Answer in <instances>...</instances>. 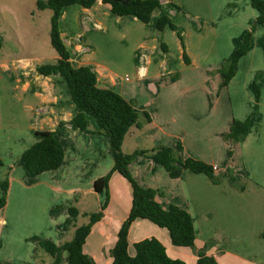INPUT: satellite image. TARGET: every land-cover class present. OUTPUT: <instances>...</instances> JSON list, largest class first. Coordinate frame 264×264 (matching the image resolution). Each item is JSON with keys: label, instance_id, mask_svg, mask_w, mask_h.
<instances>
[{"label": "crops", "instance_id": "crops-1", "mask_svg": "<svg viewBox=\"0 0 264 264\" xmlns=\"http://www.w3.org/2000/svg\"><path fill=\"white\" fill-rule=\"evenodd\" d=\"M37 2L0 0V198L9 181L0 207V264H52L39 243H64L66 234L85 224L80 222L89 218L85 213L102 209L106 193L96 191L94 183L114 166L109 136L97 121L87 116L88 131L72 123L78 109L67 80L38 70L60 56L51 42L53 11ZM163 14L177 30L157 28ZM258 15L250 0H161L145 23L135 15H117L111 4L97 0L90 8L67 6L60 17L73 65L90 66L100 87L115 90L152 117L130 128L125 152L181 143L183 158L217 166L219 183L191 169L172 178L143 154L130 170L140 184L162 191L157 199L165 207L177 204L191 213L197 248L211 242L208 253L218 264H264V77L259 101L254 90V80L264 72V25L256 24ZM248 31L251 46L222 87L219 69ZM250 116L246 135L229 139L233 121ZM37 130L56 131L65 149L58 169L36 174L22 160L38 141ZM130 136L132 151L125 148ZM139 138L147 145H138ZM108 192L104 216L84 245L96 264H112L111 250L133 203L132 186L117 171ZM74 202L80 211L76 220L69 211ZM91 205L94 211L87 209ZM149 237L158 238L171 257L196 264L194 249L173 245L169 231L148 219L133 222L129 252L134 255V244ZM60 264H68L66 250Z\"/></svg>", "mask_w": 264, "mask_h": 264}, {"label": "trees", "instance_id": "trees-1", "mask_svg": "<svg viewBox=\"0 0 264 264\" xmlns=\"http://www.w3.org/2000/svg\"><path fill=\"white\" fill-rule=\"evenodd\" d=\"M97 0H38L40 9H52L51 17V42L59 59L54 64H45L38 70L45 75L58 73L66 80L70 88V94L78 112L72 119V123L81 129H87V116L93 117L99 127L109 136L110 148L114 157V166L106 175L95 180V190L106 193V199L102 209L97 212L85 213L89 222L76 227L73 237L64 243H56L52 240H42L39 246L53 257L52 264H60L62 252H68V264H96L95 260L85 253L84 245L87 237L96 222L104 216V211L109 203L108 186L112 174L117 171L122 174L131 184L133 191V203L127 219L122 224L118 239L111 250L112 264H187L180 258L169 255L166 246L156 237L144 238L134 244L136 253L129 252V232L134 221L137 219H148L160 227L166 228L170 233L173 245L191 247L195 250L198 258L196 264H218L215 256L210 255L208 250L212 243H207L202 248L196 246V232L194 220L189 211L177 204L165 207L158 201V195L162 191L144 186L134 177L130 165L140 155H147L155 162L160 163L172 178L181 176L184 169L194 172L206 173L215 183H219L220 177L214 173L211 164L192 157L183 158L181 143L177 147L162 146L152 150H135L127 153L123 144L127 133L132 126L141 127L144 123L152 120L149 112H139L120 93L110 88L98 85V76L90 66H74L71 61V53L63 40L60 31V17L65 7L79 4L83 7H92ZM111 4V10L117 15H135L141 21L148 23L152 19L153 12L161 6V0H103ZM254 8L259 11L256 24L264 25V0H250ZM177 30V25L167 15L163 14L157 21V28L163 30L166 27ZM179 36H181L179 34ZM252 42V32L248 31L240 46L231 54L230 58L219 69L223 75L221 86H226L238 71L240 59L247 54ZM185 57L186 53L184 54ZM264 72L257 75L254 80V90L257 101H259L261 89L260 80ZM255 113V112H254ZM253 113V115H254ZM252 115V116H253ZM246 120L235 119L227 137L238 141L249 131L251 118ZM38 141L29 147L22 155L27 169L32 173H43L58 169L64 161L65 149L56 136V131L37 130L35 132ZM1 163V162H0ZM234 182L236 178L233 176ZM3 194L0 198V207L7 201L9 181L2 184ZM69 211L74 220L80 214L76 206H71Z\"/></svg>", "mask_w": 264, "mask_h": 264}, {"label": "rangeland", "instance_id": "rangeland-1", "mask_svg": "<svg viewBox=\"0 0 264 264\" xmlns=\"http://www.w3.org/2000/svg\"><path fill=\"white\" fill-rule=\"evenodd\" d=\"M145 139V138H144ZM144 139H141V138H139V143L140 144H138V145H147V143L144 141ZM146 140V139H145ZM133 139H132V137L130 136L129 137V139H128V141H127V145H126V149H128V150H130V151H132L131 149H133L132 147H134L133 146ZM134 152V151H133ZM230 155H231V151H230ZM109 194H110V192H109ZM106 198V197H105ZM72 206H76L77 207V205L75 204V202L72 204ZM71 207V206H70ZM88 210H91V211H94L93 209H94V205H91V206H89L88 208H87ZM88 221H89V218H85V219H83V218H80V222L81 223H88ZM70 235L72 236L73 234H72V231H71V233L69 232L68 234H66V236H64V241H67V240H69L70 238ZM42 251H44L45 253H46V251L44 250V249H41ZM48 254V256H49V258H52V256L49 254V253H47Z\"/></svg>", "mask_w": 264, "mask_h": 264}, {"label": "built area", "instance_id": "built-area-1", "mask_svg": "<svg viewBox=\"0 0 264 264\" xmlns=\"http://www.w3.org/2000/svg\"><path fill=\"white\" fill-rule=\"evenodd\" d=\"M213 168H214V169H217V166H214Z\"/></svg>", "mask_w": 264, "mask_h": 264}, {"label": "water", "instance_id": "water-1", "mask_svg": "<svg viewBox=\"0 0 264 264\" xmlns=\"http://www.w3.org/2000/svg\"><path fill=\"white\" fill-rule=\"evenodd\" d=\"M126 1H128V0H124V2H126Z\"/></svg>", "mask_w": 264, "mask_h": 264}]
</instances>
